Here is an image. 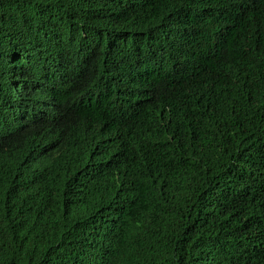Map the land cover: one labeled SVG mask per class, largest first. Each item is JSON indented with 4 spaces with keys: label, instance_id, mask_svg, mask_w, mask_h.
<instances>
[{
    "label": "trees",
    "instance_id": "obj_1",
    "mask_svg": "<svg viewBox=\"0 0 264 264\" xmlns=\"http://www.w3.org/2000/svg\"><path fill=\"white\" fill-rule=\"evenodd\" d=\"M15 130L0 264H264V0H0Z\"/></svg>",
    "mask_w": 264,
    "mask_h": 264
},
{
    "label": "clouds",
    "instance_id": "obj_2",
    "mask_svg": "<svg viewBox=\"0 0 264 264\" xmlns=\"http://www.w3.org/2000/svg\"><path fill=\"white\" fill-rule=\"evenodd\" d=\"M171 88V87H170ZM193 93V92H192ZM151 109L158 118V121L160 122L159 129H161L164 132V137L162 140L161 145L158 147V149L161 148L163 142L166 139H175L178 135V129L175 128L174 123L178 124L182 129L185 131H190L188 129V126L185 122L186 115H175L167 113L165 110H163L162 105H160L158 102L151 101ZM72 127V124L69 122H66V129H70ZM55 136L58 139V142L55 144V146L50 147L48 150H46L44 156L39 160L38 165L41 163H44L51 158L55 157L59 153V146H60V139H61V133L58 128V126H55ZM14 142V144L18 147V149L22 152V157L19 162V169L22 165H24L28 159V156L31 152L30 148V141L26 136H23L19 134L16 130L13 133L10 134H3L0 137V147L5 146L8 142ZM174 151L168 150V151H160L161 154H170ZM18 177V174L16 175ZM38 178V177H37ZM15 178H12L10 176H3L0 184V198H4L6 196H9L12 194V188L15 186L12 183L14 182ZM40 181V179L38 178ZM41 183V181H40ZM50 191L56 190L58 192L62 191L61 189L50 186ZM36 216V212L31 213L26 217V226H30L32 229L35 227L34 219ZM113 264H118L114 262Z\"/></svg>",
    "mask_w": 264,
    "mask_h": 264
}]
</instances>
